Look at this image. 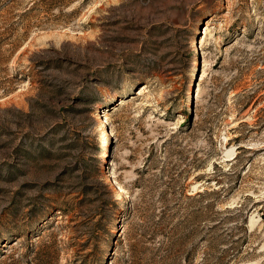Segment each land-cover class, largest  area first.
Segmentation results:
<instances>
[{
    "label": "rangeland",
    "instance_id": "rangeland-1",
    "mask_svg": "<svg viewBox=\"0 0 264 264\" xmlns=\"http://www.w3.org/2000/svg\"><path fill=\"white\" fill-rule=\"evenodd\" d=\"M197 193L193 264H264V0H0V264H113Z\"/></svg>",
    "mask_w": 264,
    "mask_h": 264
},
{
    "label": "trees",
    "instance_id": "trees-1",
    "mask_svg": "<svg viewBox=\"0 0 264 264\" xmlns=\"http://www.w3.org/2000/svg\"><path fill=\"white\" fill-rule=\"evenodd\" d=\"M82 101L87 105L99 106L101 104V102L89 95H85L82 98ZM27 138L28 140L25 141L27 150L23 153L24 156H28L31 160H34V156L30 154L31 150L34 152L39 150L38 156H46L47 159H51L55 156L59 158L62 156H66L65 154L57 153L60 148H54L55 143L52 141H47V145L50 150H45L42 148V146L36 145V139L30 136H28ZM71 146L72 145H68L67 147L71 149ZM51 151H53V154L51 153ZM203 195L204 194L202 193L195 194V196L192 198V200H195L196 203L194 205L192 204L193 211L190 214H187L184 222L174 224L172 229L168 232H165L167 226L172 225V221H170L169 217L167 218L166 225L162 226L160 218H158L157 221H154V217L152 218V216L150 215V218L152 219L151 224L147 225L145 231L139 234V239L137 240L135 246L129 247L127 252L128 254L124 255L123 257H119L117 260H115V262H113V264H193L195 257L200 252V250H202L201 245L194 242L195 238L199 234L204 233V231L201 230L202 227L201 225H199V223H206L209 219V216L201 211L202 207H200V202H198V198ZM46 206L49 207L50 210H47V208H40L34 211V214L36 213L37 215V217L34 218L35 220H43L45 217H47V215L54 214L56 210H62V208H59L58 206ZM183 224H185L186 226L183 227ZM208 229L210 231L212 230V227ZM184 231H186V233ZM180 232L185 233V235H183V243L179 241L180 238L177 240L175 239L176 236L180 234ZM32 235L33 234H29L25 237L27 242L31 240V238L33 237ZM233 236L234 235H232V237ZM35 237H39V235L37 234L35 235ZM160 237L163 238V240H159ZM219 239L220 241H222L221 238ZM237 239L238 240H236L235 243H238L239 238ZM200 241H205V239L201 237ZM189 242H191L192 245L190 249L187 250L186 248H184V244ZM222 243L223 242L219 243L218 245H221ZM241 243L243 244L244 241ZM240 248H238V250H240ZM26 251V254L21 256L19 260L16 261L17 264H56L55 262L58 259V251L54 243L44 244L40 247H36L34 246V244H28V246L26 247ZM202 253V264H206L204 252ZM104 264H107V260L104 261Z\"/></svg>",
    "mask_w": 264,
    "mask_h": 264
},
{
    "label": "bare ground",
    "instance_id": "bare-ground-1",
    "mask_svg": "<svg viewBox=\"0 0 264 264\" xmlns=\"http://www.w3.org/2000/svg\"><path fill=\"white\" fill-rule=\"evenodd\" d=\"M207 30H208V28H204V31H203V37L201 38V41L206 40V37H207V35H208ZM197 46H198L197 41H194V43H193V45H192L191 47H192L193 49H196ZM145 89H146V87L143 86L141 89H138L139 91L136 92V94H137V95H141V94H143L144 91H145ZM109 98L112 99V96L109 97ZM105 134H106V129H103V134L101 135V137L104 136Z\"/></svg>",
    "mask_w": 264,
    "mask_h": 264
}]
</instances>
